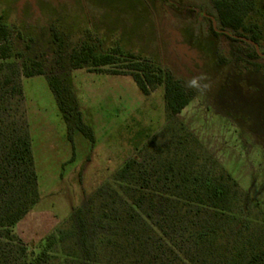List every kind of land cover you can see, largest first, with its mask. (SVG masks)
Masks as SVG:
<instances>
[{
	"label": "rangeland",
	"instance_id": "1",
	"mask_svg": "<svg viewBox=\"0 0 264 264\" xmlns=\"http://www.w3.org/2000/svg\"><path fill=\"white\" fill-rule=\"evenodd\" d=\"M259 1L245 24L258 23L264 35ZM213 13L209 0H0L12 49L0 57V81L12 78L0 98L10 119L23 114L28 123L39 192L13 228L14 245L46 251L43 264L84 263L74 211L100 188H118L116 173L129 158L194 143L184 140L188 135L264 211V68L244 60L247 51L237 58L224 44L214 50L219 41L203 18ZM89 48L115 62L76 68L73 53ZM222 50L229 61L219 64ZM137 61L172 71L196 95L171 116L163 85L150 84L146 95L126 74ZM38 62L44 74L27 77ZM53 75L71 81L77 109L68 122L50 86ZM192 79L200 87L189 86ZM16 82L23 92L12 96Z\"/></svg>",
	"mask_w": 264,
	"mask_h": 264
},
{
	"label": "trees",
	"instance_id": "2",
	"mask_svg": "<svg viewBox=\"0 0 264 264\" xmlns=\"http://www.w3.org/2000/svg\"><path fill=\"white\" fill-rule=\"evenodd\" d=\"M209 1L215 13L203 18L209 22V36L219 41L214 50L224 44L228 55L232 51L237 58L247 51L244 60L264 68L262 30L258 23L245 24L255 0ZM259 2L264 8V0ZM9 35V26L0 16L1 58L12 56ZM73 56L76 68L115 62L113 55H97L91 48L84 56L77 51ZM228 61L222 50L219 64ZM34 64L26 69L27 77L44 74L41 64ZM131 64L126 74L133 76L144 94H149L150 84L163 85L171 116L196 95L172 71L140 61ZM49 80L68 122L70 112L77 109L71 81L64 75ZM10 83L12 78L5 77L0 90ZM11 90L12 96L23 92L19 82ZM5 102L0 98V264H43L46 251L27 253L24 245H14L13 228L38 202L39 192L28 123L23 114L10 119ZM68 127L73 130L70 123ZM188 138L194 143H176L166 152L161 149L144 158L135 154L116 173L118 188H100L85 207L74 211L71 219L85 260L79 264H264V211L195 137L184 140Z\"/></svg>",
	"mask_w": 264,
	"mask_h": 264
},
{
	"label": "clouds",
	"instance_id": "3",
	"mask_svg": "<svg viewBox=\"0 0 264 264\" xmlns=\"http://www.w3.org/2000/svg\"><path fill=\"white\" fill-rule=\"evenodd\" d=\"M189 86L194 87V88L200 87V86L198 85V82H197L196 79H192V80L190 81V85H189ZM205 87H206V86H205Z\"/></svg>",
	"mask_w": 264,
	"mask_h": 264
},
{
	"label": "water",
	"instance_id": "4",
	"mask_svg": "<svg viewBox=\"0 0 264 264\" xmlns=\"http://www.w3.org/2000/svg\"><path fill=\"white\" fill-rule=\"evenodd\" d=\"M256 47H257V50L259 51V47L256 45Z\"/></svg>",
	"mask_w": 264,
	"mask_h": 264
}]
</instances>
